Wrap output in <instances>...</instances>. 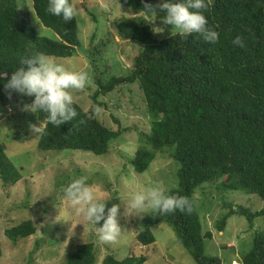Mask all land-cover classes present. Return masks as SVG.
<instances>
[{
  "label": "trees",
  "instance_id": "obj_1",
  "mask_svg": "<svg viewBox=\"0 0 264 264\" xmlns=\"http://www.w3.org/2000/svg\"><path fill=\"white\" fill-rule=\"evenodd\" d=\"M31 1L37 18L58 38L41 36L33 30L20 14L24 0H0V74H3L0 76V101L5 104L11 96L19 95L6 90L5 84L23 58L34 52L58 59L68 58L81 46L77 18L65 22L62 17L47 12L48 0ZM117 1L157 19L163 15L144 10L145 3L156 6L162 0ZM204 14L208 26L219 33L215 44L195 36L185 38L166 24L162 37L157 38L148 23L121 16L116 19L118 36L139 46L127 73L111 75L103 55L109 39L95 43L96 36H93L86 57L96 85L93 97L106 96L123 86L138 87L142 98L140 109H145L153 120L151 132L146 135L148 141L154 149L171 148L170 157L181 166L179 186L168 194L187 197L192 204L191 213L148 214L137 241L143 246L155 243L151 228L165 222L173 226L178 241L196 264H222L220 257L205 253L204 239L211 238L212 232H203L194 193L202 184L220 178L224 188L244 189L264 200V0H208ZM238 36L244 40L245 47L232 43ZM74 107L78 116L60 127L49 124L45 113H34L29 124L42 128L39 149L107 153L110 142L120 131L111 129L99 119L97 110L85 109L75 101ZM153 158V152L140 147L132 164L141 172L149 167ZM0 178L5 187L16 184L21 178L2 144ZM103 202L111 207L119 203V197L114 194ZM224 207L228 211L215 223L219 231L224 230L232 214L245 216L251 228L254 219L264 215V210L252 212L227 204ZM36 232L31 219L5 229L12 243ZM96 260V244L88 241L71 244L65 264H95ZM144 262L143 255L119 261L115 255L108 254L102 264ZM242 264H264V231H254L252 248L243 256Z\"/></svg>",
  "mask_w": 264,
  "mask_h": 264
},
{
  "label": "rangeland",
  "instance_id": "obj_2",
  "mask_svg": "<svg viewBox=\"0 0 264 264\" xmlns=\"http://www.w3.org/2000/svg\"><path fill=\"white\" fill-rule=\"evenodd\" d=\"M23 4L20 14L33 30L38 35L57 39L58 36L37 18L32 1L24 0ZM73 4L80 9L77 22L81 46L71 57L56 60L72 70L87 71L89 81L82 91L73 92L74 101L85 109L97 110L99 119L120 133L110 142L109 151L101 155L72 149L44 151L38 147L42 128L38 126V132L35 131L29 124L34 113L24 110V105L31 104L34 97L19 94L16 98L11 96L7 104L0 101V144L21 173L20 180L8 187L0 178V264H65L68 247L88 241L96 244L95 264H102L108 254L115 255L119 261L143 255L145 262L142 264H196L168 223L151 228L155 243L143 246L137 241L144 218L153 211L125 214L128 195L153 183L168 194L179 186L181 166L170 157L171 148L154 149L148 141L146 135L151 132L153 120L145 109H140L142 98L136 85L119 87L106 96L93 97L96 85L86 57L93 36H96L95 43L109 39L103 55L111 75H125L139 46L120 39L116 19L126 16L148 23L157 38L162 37V32L155 31H162L158 28H164L165 23L117 0H73ZM140 147L154 153L149 167L141 172L132 164ZM82 176L91 180L88 184L98 199L104 201L114 194L119 197L118 219L122 233L111 244L101 243L98 229H93L91 223L63 197L67 184ZM194 198L203 232H212L211 238L204 239L205 253L220 257L222 264H242L243 256L252 248L254 231H264V215L254 219L253 228L245 216L237 214L228 217L223 231H219L215 223L228 211L224 207L226 204L256 212L264 210V200L244 189H226L220 178L197 187ZM27 219L34 222L37 232L12 243L5 229Z\"/></svg>",
  "mask_w": 264,
  "mask_h": 264
},
{
  "label": "clouds",
  "instance_id": "obj_3",
  "mask_svg": "<svg viewBox=\"0 0 264 264\" xmlns=\"http://www.w3.org/2000/svg\"><path fill=\"white\" fill-rule=\"evenodd\" d=\"M207 7L208 0H162V3L156 6L144 4V10L149 14L163 13L160 17L163 22L176 29L181 36H195L206 43L215 44L219 33L208 26L204 14ZM79 11L70 0H48L47 12L62 17L65 22L77 18ZM232 43L241 48L245 47L244 40L239 36ZM88 81L87 71L72 70L51 55L34 52L23 58L20 67L11 72L5 89L34 97L31 104L24 105V110L43 112L49 124L60 127L78 116L74 107L73 92L82 91ZM33 128L37 131L36 126ZM63 197L78 214L91 223L93 229H98V240L101 243L111 244L121 236L122 227L118 219L121 204L107 207L105 202L96 197L93 187L87 183V177L82 176L70 181L63 190ZM124 208L125 214L143 213L146 210L160 214L176 211L191 213L193 210L187 197L166 194L165 190L155 183L130 193Z\"/></svg>",
  "mask_w": 264,
  "mask_h": 264
}]
</instances>
